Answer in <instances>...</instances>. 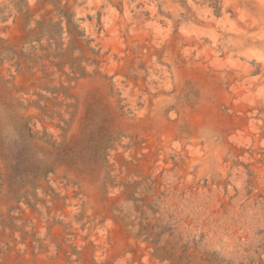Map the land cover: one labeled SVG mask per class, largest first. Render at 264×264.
<instances>
[{
  "label": "rangeland",
  "instance_id": "374dc122",
  "mask_svg": "<svg viewBox=\"0 0 264 264\" xmlns=\"http://www.w3.org/2000/svg\"><path fill=\"white\" fill-rule=\"evenodd\" d=\"M160 249L264 264V0H0V264Z\"/></svg>",
  "mask_w": 264,
  "mask_h": 264
},
{
  "label": "trees",
  "instance_id": "16d2710c",
  "mask_svg": "<svg viewBox=\"0 0 264 264\" xmlns=\"http://www.w3.org/2000/svg\"><path fill=\"white\" fill-rule=\"evenodd\" d=\"M148 227V226H147ZM154 227V226H153ZM151 239L150 243L153 245H156L158 239H159V234H154L153 232H150L149 234L146 235V240ZM162 255L161 258L165 261H169L171 264H195L194 261L196 257L194 255H185V254H180L177 256V251L175 250H161ZM200 262L203 264H215V261L211 258H208L206 256H203L198 259Z\"/></svg>",
  "mask_w": 264,
  "mask_h": 264
}]
</instances>
